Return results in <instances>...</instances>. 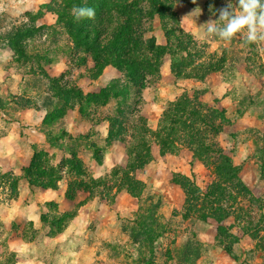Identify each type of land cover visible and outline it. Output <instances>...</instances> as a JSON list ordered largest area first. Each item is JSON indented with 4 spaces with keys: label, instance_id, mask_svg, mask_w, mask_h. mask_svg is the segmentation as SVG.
<instances>
[{
    "label": "rangeland",
    "instance_id": "rangeland-1",
    "mask_svg": "<svg viewBox=\"0 0 264 264\" xmlns=\"http://www.w3.org/2000/svg\"><path fill=\"white\" fill-rule=\"evenodd\" d=\"M208 1L182 0L174 3L172 15L165 21L169 26H177V31L168 35L162 29L158 14L151 12L150 21L154 29L152 35L162 45L163 59L160 78L148 87L150 100L152 105L159 108V112L162 109V113L170 102L193 98L206 103L209 108L223 111L229 121L215 120L217 130L212 137L233 158L240 176L252 194L264 198V168L258 167L256 173L252 166L255 161L252 157L254 135L260 134L264 129V121L260 118L264 110V42L260 45L249 44L244 41L246 34L237 35L230 43L218 37L202 38L201 34L207 27L202 24L209 19H218V10L229 3V0H219L215 5H207ZM231 3L235 6L236 0H231ZM77 4L78 0H0V33L5 35L21 25L32 29V36L23 38L27 44L25 55L15 51L8 41L0 39V163L3 162L1 158L4 153L14 156V153L21 150L25 157L35 153L37 160L32 167L33 175H37L36 170L45 171V174L35 177L32 175L31 181L50 180L55 187L67 184L71 185V191L78 188L79 183L82 188H86L74 195L75 197L80 192V203L68 201L62 207L59 198H46L45 188L37 190L36 186L30 185L27 174H23L24 178L21 179L12 171L0 172V217H5L2 212L12 209L15 212L12 223L19 228L24 226L22 231L28 235L40 231L43 236L46 231L51 233V227L46 221L58 220L54 226L57 229V226L66 224L67 216L80 208L82 227L80 230L76 229L77 239L72 240V226L67 223L66 227L73 233L68 243L79 247L81 262L92 264L90 253L93 252L95 258L107 263L139 264L136 261L137 251L131 244L128 233L130 221L136 217L138 207L146 202L143 203L144 199L140 202L121 188L123 173L119 170L115 176L112 174L113 168L120 165H115L100 176L94 171L95 162L103 160L111 145L107 141L108 134L96 132L94 123L108 112L112 113L114 101L110 94H106L108 101L112 103L101 106L100 101V108L96 109L94 104L83 102L80 105L77 82L88 64L84 58H91V55L82 51L74 53L68 49L69 35L56 13L64 5L71 12L72 7ZM33 35L36 40L32 39ZM69 45L72 44L69 42ZM172 48L179 53L176 60L180 56L185 57L186 49L190 55L195 56L194 63L187 67V73L195 69L192 78L184 74L172 75L164 69V56L170 57L169 49L172 52ZM215 57L226 58L227 63L222 69L211 66V59ZM232 57H238V62L230 66L229 60ZM52 77L58 80L55 78L54 82ZM56 83L60 89L73 87V90L59 93L60 99L51 100V97H56L57 92L50 86ZM143 93L135 116L131 113L133 100L128 98L122 106L124 110L130 108L128 112L136 125L144 126V118L148 120V116L144 112L147 110ZM249 96L251 99L247 98ZM244 97L246 100H241ZM118 101L123 102L122 97ZM30 109L45 112L44 124L38 131L39 141L34 145L28 142V137L35 134L30 129L29 132L24 130L26 125L27 128L30 125L20 118L23 111ZM92 113L94 114L91 115ZM69 123L74 125L71 126L73 129ZM125 123L126 126L127 123L130 124L127 120ZM80 125L88 133L87 143L80 140ZM70 129L73 132L70 133ZM158 129H150L146 134L148 139L150 135H159L165 139L166 133H160ZM66 130L67 133L58 143L55 140L57 134ZM126 134L121 136L125 141L129 139ZM205 134L207 135V131ZM153 142L155 141L150 138V152L143 145L135 153V156L143 160L135 161L131 158L134 167L143 171L141 180L120 167L132 179L147 185L141 193L142 198L148 193L160 196L162 204L159 212L178 225L170 229L159 243L170 245L172 239L183 242L187 238H195L212 246L209 257L214 259V264H262L256 238L252 234L243 233L233 217L217 218L209 214L205 220H201L196 218L197 213H193L184 218L187 188L181 176H186L190 181L194 178L204 192L213 178L210 168L194 153L192 142L186 133L168 132L165 144L163 147L159 146L161 155L156 159L153 156ZM127 183L125 181L122 184L126 186ZM120 190H124L123 193ZM86 191L87 194L84 193ZM14 201L20 202V205L13 204ZM28 203L36 204L25 211ZM65 207L74 209L66 210ZM250 211L254 215L257 212L258 217L255 207ZM5 218L10 220L7 215ZM155 249L157 257L153 264H174L157 253L159 246ZM10 256L6 253V262ZM209 261L210 259L204 264H209Z\"/></svg>",
    "mask_w": 264,
    "mask_h": 264
},
{
    "label": "trees",
    "instance_id": "trees-1",
    "mask_svg": "<svg viewBox=\"0 0 264 264\" xmlns=\"http://www.w3.org/2000/svg\"><path fill=\"white\" fill-rule=\"evenodd\" d=\"M179 1L182 0H78L77 6H87L95 9L94 19L85 18L79 22L75 20L67 5L56 11L61 24L69 35L68 49H71L74 53L82 51L91 55L95 63L92 70L94 76L100 75L107 65H113L120 74L119 78L102 88L100 93L86 98L82 95L79 96L80 105L90 103L91 105L94 104L95 109L100 108V101L102 102L101 106L107 105L111 101H108L106 94L111 95L114 101L111 102L112 113L124 122L127 120L130 124L127 123V126L122 127L120 131L110 130L107 141L110 142V139L121 137L124 132L127 133L129 135L127 141L121 138L126 143V153L135 161L143 160V158L135 156V153L143 145H146L149 149L148 147L151 145L150 138L158 146L163 147L168 132L186 133L192 142L191 146L194 153L210 168L213 178L204 192L197 185L194 178L190 181L186 176H181L185 180L184 185L187 188V197L183 207L184 218L191 216L193 213H197L199 217L196 218L201 220H205L209 214L217 218L233 217L235 224L243 233L252 234L256 238V246L260 252L261 262L264 264V198L252 194L249 186L240 176L238 166L233 158L223 151L212 137L217 130L215 120L228 122L229 119L226 114L218 108H209L206 103L197 98L183 101L176 100L170 102L165 110L163 109L161 120L158 122V124L160 123L158 125L160 130L157 129L160 133H166L165 139H162L159 135H150L148 139L146 134L148 135L150 129L141 124L136 125L132 119L133 117L128 112L130 108L124 110L122 106V103L125 104L124 101L128 98L133 100L134 106L131 113L135 116L143 90L160 78L163 49L162 45L157 43L155 36L152 35L154 29L150 21V14L152 11L158 14L166 35L174 33L177 31V26H169L165 20L172 15L171 8L173 4ZM218 1L209 0L207 5H215ZM226 1L223 0V2ZM28 36H32V29L23 25L7 34L5 33V35L0 33L1 40L11 43L15 51L23 55L27 51V44L23 38H28ZM32 39L36 40L34 35ZM69 42L72 44L71 46ZM180 45L184 46L182 43ZM173 48L171 64L175 68L177 76L184 74L186 77L192 78L195 69H191L187 73V67L194 63L195 56L190 55L188 49H186L185 57L180 56L179 60H176V55H179V53L175 52ZM36 58H39V56L36 55ZM211 61V66L213 68L219 67V69H222L227 63L225 57H215ZM236 62H238V57H232L229 60L230 66H233ZM200 65H203V63ZM55 78L52 77L51 79L56 82L57 78ZM50 87L57 92L56 97H51V100L60 99L59 93L73 90V87L60 89L57 83ZM119 97H122L123 102L118 101ZM247 98L251 99L250 96ZM241 100H246V98L244 97ZM47 114L48 112H46V116ZM134 118L138 121L136 117ZM260 118L264 121V110H262ZM205 131H207V135ZM210 132L211 135H208ZM63 135H65V131L63 133L60 131L55 140L59 143ZM87 137H80V140L86 142L88 141ZM254 137L255 144L252 157L255 158V161L252 166H254L253 171L258 173L259 168H264V129ZM143 151L146 152L147 150L143 149ZM148 151L150 152V149ZM36 160L37 157L34 153L27 173L29 184L34 186L51 184L55 187L50 180L31 181L32 167ZM119 170L124 175L120 182L121 188L125 189L132 197L139 199L140 202L143 199V203L146 202L145 205L138 207L136 217L130 221V231L128 233V238L131 239V244L137 251L136 261L139 264H153L157 257L155 256V248L158 246L160 249L157 250V253L174 264H204L209 259V264H214V259L209 257L212 246L203 241L187 238L183 242L172 239L170 245L159 243L161 239L165 238L170 229L174 226L178 227V225H175L173 220H167L159 212L162 204L160 196L148 193L142 198L141 193L147 188V185L132 179L120 166H115L112 174L115 176ZM35 172L37 175H33L34 177L45 174V171L36 170ZM262 177H264V174ZM125 181L128 182L126 186L122 184ZM79 190H86V188H82V184L79 183L78 188L71 191V185H68L67 192L68 195L74 196ZM240 201L243 203H240ZM254 207L258 210V217L257 212L256 215L251 214L250 210ZM57 222L59 221L53 219H51V222L49 221L51 233L59 229L58 226L57 229L54 227Z\"/></svg>",
    "mask_w": 264,
    "mask_h": 264
},
{
    "label": "crops",
    "instance_id": "crops-1",
    "mask_svg": "<svg viewBox=\"0 0 264 264\" xmlns=\"http://www.w3.org/2000/svg\"><path fill=\"white\" fill-rule=\"evenodd\" d=\"M169 50L170 57L167 58L164 56L163 67L167 72L175 75L177 74V72L171 64V49ZM84 59L87 60L88 64L84 69V73H80V81L77 82L78 97L82 95L84 98H86L91 95L98 94L100 93L102 88H104L110 82L119 78V71L113 65L105 66L100 75H92V70L94 69L95 65L93 59L88 57H85ZM149 90L150 88L148 87L143 90V96L146 100L144 102V106L146 107V110L149 111H144L146 113V116H148V120H145L144 118L143 124L147 128L156 130L158 128V120L162 113V109L160 108L159 112V108L157 106H154V104L152 105L149 96ZM93 114L94 113H92L91 115ZM20 118L22 120L24 119L25 121H28L26 123L30 125L28 126L29 128H27L26 125L24 130L26 132H29L28 129H30V132H33L35 134L34 136L31 134L28 137L30 138L28 139V142L31 145H34L39 141V138L37 136L40 134L38 131L44 124L45 112L31 109L25 110L21 113ZM89 121V123H91V120ZM69 126L71 129L74 128L71 127L74 126L72 123H69ZM81 127L82 125H80V137L88 136V133H86ZM122 127H126V123L121 118L110 112L105 114L100 121H96V123H94V128L97 130L96 132H105L107 134L110 130L120 131ZM71 129L69 130L70 133L73 132V130ZM65 132L67 133V130ZM126 135L128 136V134ZM118 137L110 139L111 141L109 143L111 145L106 156L101 162L99 160L95 162V174L97 176H100V174H104L105 171L111 170L115 165H120L128 173L130 172V174L134 175L137 178H140L139 180H141L143 178L141 176L143 171L134 167V162L126 153V143L122 140L121 137ZM87 140H89L88 137ZM153 145V156L156 159L158 158V155H161V152L159 150V146L155 142H153ZM31 157V155L25 157L21 153V150L14 153V156L4 153V156H2L1 158L3 162L0 163V172L5 173L8 171H12L18 178L23 179V174H27ZM60 186L61 187H54L51 184H44L42 186H36V188H38L37 190L45 188V191L47 192V195L45 196L49 200L59 198L62 207H64L65 203L68 204V201H72L74 203L77 202V204L80 203V192L75 197L69 196L67 193L68 185L66 184V186ZM123 191L124 190H120L119 192L123 193ZM84 193L87 194L88 192L86 191ZM118 195L120 194L118 193ZM13 204L20 205V202L14 201ZM35 204L36 203H28V205H26L27 209L25 211L29 210ZM65 209L72 210L74 208L71 207L70 209H68V207H65ZM73 213L74 214H70L71 216H67L66 224L59 225V229L56 230V232L50 233L49 231H46L43 236H41L40 231L28 235L26 234V232L22 231V228L24 226H20L19 228L18 225L16 226L14 223H12L15 218L14 210L9 209L2 212V214H4L5 217L7 215V217L10 218L11 221L6 219L5 217H0V264H84L83 262H81L82 259H80L79 247H76L75 244L73 246H70L71 243H68L70 235L73 233L74 234L71 235V237H74L72 240L74 241L75 239H77L78 230L76 231V229L80 230V228L82 227L80 226V208ZM24 217L27 218V216ZM74 217H76L75 220ZM44 219L47 220V218H43V220ZM69 220L71 223L69 222ZM38 221L39 220H37V222ZM48 223L49 220L46 221V224ZM67 223H69V226H72V229L74 231L73 233L67 230ZM53 245L54 248L52 249ZM6 253H9L11 255L8 262L5 261L7 260L5 257ZM90 259L93 262L92 264H112L104 262L99 258H95L93 252L90 253Z\"/></svg>",
    "mask_w": 264,
    "mask_h": 264
},
{
    "label": "clouds",
    "instance_id": "clouds-1",
    "mask_svg": "<svg viewBox=\"0 0 264 264\" xmlns=\"http://www.w3.org/2000/svg\"><path fill=\"white\" fill-rule=\"evenodd\" d=\"M238 9V11L236 10ZM218 19H209L202 38H219L230 43L237 35L246 34L249 44L260 45L264 42V0H236L234 6L229 0L226 7L218 10ZM71 14L77 22L95 18V9L74 5Z\"/></svg>",
    "mask_w": 264,
    "mask_h": 264
}]
</instances>
